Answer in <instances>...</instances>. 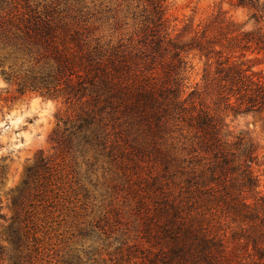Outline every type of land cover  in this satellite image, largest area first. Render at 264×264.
Returning a JSON list of instances; mask_svg holds the SVG:
<instances>
[{
    "label": "trees",
    "instance_id": "obj_1",
    "mask_svg": "<svg viewBox=\"0 0 264 264\" xmlns=\"http://www.w3.org/2000/svg\"><path fill=\"white\" fill-rule=\"evenodd\" d=\"M237 5L255 23L264 18V0ZM59 6L0 0V74L19 95L60 99L64 148L118 170L113 200L135 227L130 242L117 240V264H264L256 147L227 121L264 115V80L238 62L249 50L264 54V34L214 18L181 40L163 1L145 0L131 16L137 40L113 43L84 35L85 19ZM191 52L205 60L200 87L189 86ZM46 164L39 158L27 177ZM119 214L111 205L104 225ZM19 224L12 218L6 232L15 251L28 238ZM10 259L22 264L18 253Z\"/></svg>",
    "mask_w": 264,
    "mask_h": 264
},
{
    "label": "rangeland",
    "instance_id": "obj_2",
    "mask_svg": "<svg viewBox=\"0 0 264 264\" xmlns=\"http://www.w3.org/2000/svg\"><path fill=\"white\" fill-rule=\"evenodd\" d=\"M53 1L60 3L63 16L70 7L69 13L77 21L85 19L84 35L90 38L113 43L137 40V22L131 16L145 0H29L31 4ZM162 1L167 26L173 36L181 35V40L200 33L214 18L244 24V30L256 36L264 34V18L258 23L249 20L250 11L238 6L237 0ZM83 6L87 8L77 12ZM187 57L192 66L189 86L197 83L200 87L205 60L195 52ZM238 62L264 80L263 53L249 50ZM64 110L60 99L19 95L0 74V213L5 217L0 221V247L4 250L0 264H13L10 258L17 253L22 264H117V240L130 242L134 235L135 225L127 208L120 199L113 200L119 196L112 189L119 182L115 166L104 158L92 164L91 155L81 156L64 148L62 126L57 121ZM227 121L234 135L245 132L252 138L257 155L252 168L264 195V115H230ZM39 158L47 163L46 168L29 179L28 170ZM111 205L121 214L105 226L103 217ZM14 217L28 232L18 251L6 233Z\"/></svg>",
    "mask_w": 264,
    "mask_h": 264
}]
</instances>
